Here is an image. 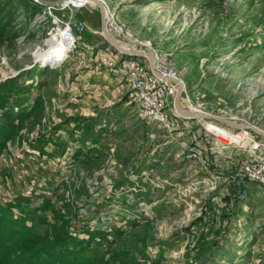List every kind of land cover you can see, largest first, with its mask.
<instances>
[{"label": "rangeland", "instance_id": "1", "mask_svg": "<svg viewBox=\"0 0 264 264\" xmlns=\"http://www.w3.org/2000/svg\"><path fill=\"white\" fill-rule=\"evenodd\" d=\"M100 1L105 17L77 0H0V213L50 235L63 228L85 260L264 264V186L237 181L239 170L214 175L207 153L227 154L213 132L143 119L100 61L115 51L106 27L177 70L204 112L264 132V0ZM67 34L72 49L45 67L37 54Z\"/></svg>", "mask_w": 264, "mask_h": 264}, {"label": "built area", "instance_id": "2", "mask_svg": "<svg viewBox=\"0 0 264 264\" xmlns=\"http://www.w3.org/2000/svg\"><path fill=\"white\" fill-rule=\"evenodd\" d=\"M71 5L82 7L79 0H77V5L74 3ZM75 25L78 30H85L84 23H75ZM108 28L113 36L119 37L123 35V30L116 24L111 25L110 23L108 24ZM113 49L115 51H107L108 53L100 55L101 64L108 71L114 73L116 77L129 84L132 102L143 119L165 126L170 130L171 127L176 129L180 121L189 123L192 119L184 118L175 109V98L179 92L182 93L181 106L184 109L206 113L202 110V105L194 104L177 70L159 60L156 61L154 68L151 69L149 65L151 64L150 59L146 56L131 55L116 48ZM182 86L183 89H181ZM201 123L203 124V122ZM229 131L238 135L239 140H241L238 142L234 140L235 142H233V140L228 139L229 151L233 152L235 148H238L236 146L240 144L244 145L247 141L250 144V146L244 149L247 158L239 169L237 181H246L264 186V143L257 141L255 136L245 133L246 130H239L245 135L230 129ZM214 135L216 137L215 146L217 145L218 149L214 148L213 150L219 151L221 143H218V140L220 137L216 134ZM190 152L192 155L189 158L203 160L201 151L193 149Z\"/></svg>", "mask_w": 264, "mask_h": 264}, {"label": "trees", "instance_id": "3", "mask_svg": "<svg viewBox=\"0 0 264 264\" xmlns=\"http://www.w3.org/2000/svg\"><path fill=\"white\" fill-rule=\"evenodd\" d=\"M40 224H47L46 219H41ZM43 231L46 230H37L22 220L0 213V264H106L100 258L72 257L74 246L69 243L73 240L66 235L63 237V228L58 235L47 231L43 234Z\"/></svg>", "mask_w": 264, "mask_h": 264}, {"label": "crops", "instance_id": "4", "mask_svg": "<svg viewBox=\"0 0 264 264\" xmlns=\"http://www.w3.org/2000/svg\"><path fill=\"white\" fill-rule=\"evenodd\" d=\"M184 118L189 119V117H186V116ZM192 121L203 122L204 126L207 129H209L214 134L219 136L220 139L218 140V143H221V145L219 146V148H220L219 151H223L224 154H227V156L222 157L219 154L217 155L215 152L210 153V154L207 153V155H210V157L208 156V160H209L208 162H209L211 172L214 175H217L218 177H226V178L234 177V175L237 173V171L243 166V164L245 163L246 158H247V155L242 153L239 150H237V151L234 150L233 152L229 151L230 146L228 145L229 144L228 139L233 140V142L241 141V140H239L238 135H235L234 133L230 132L227 129H224L223 127H219L220 123H218L217 124L218 126H216V125H213L211 123H207V122L203 121L202 119H193ZM210 122H213V121H210ZM199 134L202 137V133H199ZM260 138L264 141V139L262 137H260ZM204 142H206V143H204ZM208 142L209 141H207V139H206V141H204L201 138L198 142V146L201 149H203L204 152H206V148H204V147H206ZM244 144H247V142H245Z\"/></svg>", "mask_w": 264, "mask_h": 264}, {"label": "bare ground", "instance_id": "5", "mask_svg": "<svg viewBox=\"0 0 264 264\" xmlns=\"http://www.w3.org/2000/svg\"><path fill=\"white\" fill-rule=\"evenodd\" d=\"M79 1H80V5L81 6H82V3H88V4H91L93 6L99 5V7L102 10L103 17H105V6L100 0H79ZM72 3L73 2H71V4ZM74 4H76V3H74ZM105 33H106V36H107L110 44H114V45L118 46V48H121L123 52H127V51L132 52V50H130L128 47H122L121 44H117L116 41L114 40V38L108 32L106 27H105ZM72 44H74L73 37L71 38L70 35L67 34V36H64V40L60 44H58V46H56L52 50H44L42 52H39L37 54V58L41 59V63L45 67L55 65L59 61H61L63 55L67 54V52L72 48V46H71ZM146 55L152 61V63L155 64V59H156L155 52H153V51H150L148 53L146 52ZM151 61H150V63H151ZM181 89H183V86L181 87ZM176 104L177 103H175L176 112L179 113V115H181L183 117H185V116L187 117L186 113H183V112L178 110ZM180 105H181V103H180ZM186 111H188V113L190 115H194V116H197V115L201 114V112H199V111H194V110H191V111L190 110H186Z\"/></svg>", "mask_w": 264, "mask_h": 264}, {"label": "water", "instance_id": "6", "mask_svg": "<svg viewBox=\"0 0 264 264\" xmlns=\"http://www.w3.org/2000/svg\"><path fill=\"white\" fill-rule=\"evenodd\" d=\"M103 31H104V27H103ZM114 40L116 41L117 44H120L116 39H114ZM111 45L114 48L122 51V49L118 48V46H116L114 44H111ZM126 53L131 54V55H136V56H145L146 55V52L136 51L134 49L132 52L127 51ZM151 63H152V61H151ZM153 68H154V63L151 64V69H153ZM181 97H182V93L179 92V94L177 95V97L175 99V103H177L176 106H177L179 111L186 113L187 117H189V119H192V120L193 119H202L204 121H213V122H217V123H220L222 125H225L227 127L233 128L235 130H249V131L253 132L254 134H256L259 137H262L264 139V132L260 131L258 128H256L255 126H252L250 124L239 123L233 119H229V118H225V117H219V116H216L213 114H208V113H201L197 116L190 115L188 113V111H186L183 107H181V105H180Z\"/></svg>", "mask_w": 264, "mask_h": 264}]
</instances>
